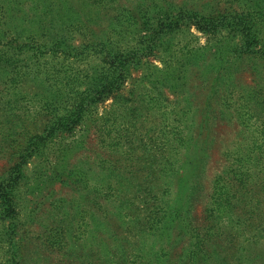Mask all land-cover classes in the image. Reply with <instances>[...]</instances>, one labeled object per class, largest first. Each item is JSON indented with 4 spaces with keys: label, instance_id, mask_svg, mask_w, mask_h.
Here are the masks:
<instances>
[{
    "label": "rangeland",
    "instance_id": "rangeland-1",
    "mask_svg": "<svg viewBox=\"0 0 264 264\" xmlns=\"http://www.w3.org/2000/svg\"><path fill=\"white\" fill-rule=\"evenodd\" d=\"M18 175L0 264H264V0H0Z\"/></svg>",
    "mask_w": 264,
    "mask_h": 264
},
{
    "label": "trees",
    "instance_id": "trees-1",
    "mask_svg": "<svg viewBox=\"0 0 264 264\" xmlns=\"http://www.w3.org/2000/svg\"><path fill=\"white\" fill-rule=\"evenodd\" d=\"M176 25H178V24H176ZM199 27H200V24H199ZM121 75L122 74L118 75V77H115L114 78V81L111 84H109V86H103L102 88H97V95L99 93H101V95L102 94H105L107 92V89H109V91H111V89L114 86L117 85L118 79H121ZM82 106L83 105L80 104L76 108V110H75L74 115L72 116V118H78L80 120L83 117V115H84V109H83ZM20 168H21V165L18 164L16 166V168L13 170V172L16 173V172L20 171ZM19 179H20L19 175L18 176H15L14 178L11 177V179L9 180L11 182H9L8 185H3V184L0 185V193L2 195L1 198L3 200L2 203H3V206L5 207V212H8V214L9 213H13V206L11 205L12 202H11V197H10V195H11V189L13 188V185L15 184V181H17ZM12 181L14 182L13 184H11ZM8 189H9V191H8Z\"/></svg>",
    "mask_w": 264,
    "mask_h": 264
}]
</instances>
